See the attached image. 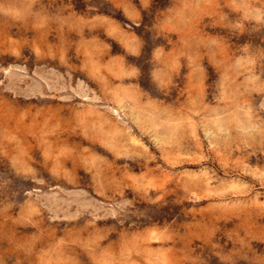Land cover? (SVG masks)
<instances>
[{
    "label": "rangeland",
    "instance_id": "1",
    "mask_svg": "<svg viewBox=\"0 0 264 264\" xmlns=\"http://www.w3.org/2000/svg\"><path fill=\"white\" fill-rule=\"evenodd\" d=\"M0 264H264V0H0Z\"/></svg>",
    "mask_w": 264,
    "mask_h": 264
}]
</instances>
